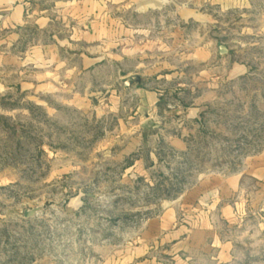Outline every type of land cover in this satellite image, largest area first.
Wrapping results in <instances>:
<instances>
[{
  "label": "rangeland",
  "instance_id": "1",
  "mask_svg": "<svg viewBox=\"0 0 264 264\" xmlns=\"http://www.w3.org/2000/svg\"><path fill=\"white\" fill-rule=\"evenodd\" d=\"M49 1L0 28V264H264V0Z\"/></svg>",
  "mask_w": 264,
  "mask_h": 264
},
{
  "label": "crops",
  "instance_id": "2",
  "mask_svg": "<svg viewBox=\"0 0 264 264\" xmlns=\"http://www.w3.org/2000/svg\"><path fill=\"white\" fill-rule=\"evenodd\" d=\"M49 0H0V28L5 25L20 24L27 19H35L40 23L42 31L50 28V21L55 17V13L59 12L49 10ZM62 2L59 0H51V5L58 10ZM57 17V16H56ZM44 67V66H42ZM138 76L140 74L128 72L126 76ZM43 76V75H42ZM138 94L146 98L150 105L156 104L158 101L157 94L143 87H138Z\"/></svg>",
  "mask_w": 264,
  "mask_h": 264
},
{
  "label": "water",
  "instance_id": "3",
  "mask_svg": "<svg viewBox=\"0 0 264 264\" xmlns=\"http://www.w3.org/2000/svg\"><path fill=\"white\" fill-rule=\"evenodd\" d=\"M218 50L220 54H226L229 52V48L226 45L219 43ZM137 80V76H126L123 78V83L125 88H128L131 84H133ZM156 126V122L152 119H147L142 123V127L144 129H150ZM35 210L28 211L27 214L30 216L34 214Z\"/></svg>",
  "mask_w": 264,
  "mask_h": 264
}]
</instances>
